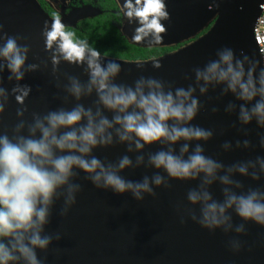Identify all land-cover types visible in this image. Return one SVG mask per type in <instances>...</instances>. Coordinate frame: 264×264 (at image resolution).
<instances>
[{
  "label": "clouds",
  "instance_id": "1",
  "mask_svg": "<svg viewBox=\"0 0 264 264\" xmlns=\"http://www.w3.org/2000/svg\"><path fill=\"white\" fill-rule=\"evenodd\" d=\"M122 7L128 22L138 24L133 42L162 41V34L167 33L163 21L171 18L165 0H125ZM41 34L45 51L50 53L56 87L66 93L64 103L69 102V97L76 103L71 108L59 107L43 114L33 112L30 120L24 118L28 111L25 102L32 88L20 82L41 65L27 64L31 48L19 42L26 38L9 35L0 24V74L7 69L8 81L16 82L9 93L0 76V125L10 95L21 105L12 135L6 130L0 133V264H44L37 250L47 252L54 240L62 238L59 232L45 234L52 209L62 200L60 215H67L82 191L81 184L74 182L80 172L96 189L111 190L118 195L130 193L138 202L146 195L156 197V188H171L170 181H198V186L187 192L192 207H185L184 214L209 232L217 229L226 235L234 232L236 236L229 239L228 246L232 252H240L243 242L238 237L247 234L245 223L264 227V190L249 187L245 191V185L234 177L261 180L264 157L226 166L206 156L200 143L210 141L213 130L192 122L204 108L197 91L204 96L220 88L221 96L231 94L240 102L239 105L229 102L224 109L226 113H237L241 126L255 121L264 129L261 61L243 50L237 57L232 48L223 47L216 51L215 59L192 69L194 81L186 88L151 76H140L133 85L117 84L121 65L114 61L105 64L101 52L66 30L59 16L54 17L50 27L45 22ZM62 62L82 66L87 81L61 73ZM42 63L46 69L47 62ZM142 66L137 63L138 68ZM153 67L159 69L162 65L156 61ZM62 76L67 83L61 82ZM185 79L192 80V76L186 75ZM93 94L96 100L92 106L80 103ZM106 111L112 113L111 119L105 115ZM217 111L212 108L213 113ZM241 131L248 135L246 128ZM117 143L126 145L128 153L140 154L135 161L123 155L115 163L93 155L95 149ZM193 143L195 147L191 148ZM157 144L161 145L160 150L144 153L146 146ZM177 144H180L178 153L174 147ZM259 145L264 148V135L260 136ZM221 147L225 152L233 150L231 142ZM253 147L248 139L235 142L236 149ZM142 166L157 171L139 181L121 175L126 169ZM217 182L223 186V201L214 199L209 190ZM231 213L244 223L234 224ZM184 222L182 216L181 223Z\"/></svg>",
  "mask_w": 264,
  "mask_h": 264
},
{
  "label": "water",
  "instance_id": "2",
  "mask_svg": "<svg viewBox=\"0 0 264 264\" xmlns=\"http://www.w3.org/2000/svg\"><path fill=\"white\" fill-rule=\"evenodd\" d=\"M114 1L121 15L119 33L127 43L138 48H170L180 45L157 58L142 61L104 57L105 64L114 61L121 65L122 71L115 81L117 84L133 85L140 76H151L172 83L175 87L186 88L194 81L192 69L203 67L210 59H215L216 51L223 47L232 48L237 57L243 50L250 57L260 60L251 30L262 0H165L171 17L163 21L167 33L162 34L161 42L152 44L132 41L138 24H130L124 17L122 5L125 0ZM84 17L87 14L80 10L61 21L66 27H72L75 21ZM45 22L50 27L53 20L41 11L35 0H0V24L4 31L9 35L25 37L19 42L27 43L31 48L26 63L41 65L37 71L27 73L20 82L32 88L25 102L28 111L24 118L27 120L31 119L33 112L43 114L59 107L71 108L76 103L71 97L67 104L64 103L66 93L56 87L50 53L45 51V41L41 34ZM156 61L162 65L159 69L153 67ZM42 62H47L46 69ZM137 63H142V68H138ZM59 71L78 76L82 81L88 79L82 66L62 62ZM9 75L7 69L0 74L3 86L10 93L16 82H9ZM186 75L192 76V80H186ZM61 82L67 83L63 76ZM196 95L204 108L192 123L214 132L210 141L200 142L206 156L226 166L257 156L264 157V148L259 145L264 129L259 128L255 121L248 126H241L237 113L228 114L224 111L229 102L239 105L240 102L234 96H221L220 88L210 90L204 96L197 91ZM95 100L93 94L83 98L80 103L89 107ZM20 107L14 96L10 95L2 116L0 133L6 130L12 135L11 129L18 122L16 112ZM212 108L218 111L213 113ZM105 115L109 119L112 117V113L107 111ZM242 127L246 128L247 136L241 131ZM245 139L250 140L254 147L236 149L235 142H243ZM225 142L232 143V151L223 150L221 146ZM174 147L178 153L180 144ZM194 147L195 143L191 145V148ZM160 148L159 144L146 146L144 153L155 152ZM138 154L128 153L127 146L118 143L108 148H97L93 152L102 161L113 163L123 155H129L135 161ZM156 171L142 166L126 169L121 175L128 180L139 181L144 175L151 176ZM161 174L166 176L162 170ZM234 178L245 185V191L249 187L264 190V177L259 181L239 175ZM74 182L82 186L76 203L66 216H61L63 201H57L52 209L51 222L45 228V234L59 232L62 238L54 240L47 252L37 250L38 258L44 264H264V227L253 222L245 223L247 234L238 237L243 247L240 252L234 253L228 246L229 239L236 236L234 232L227 235L219 229L209 232L184 214L185 207H192L187 201V192L196 188L198 181H170L171 188H156V197L146 195L140 202L134 200L130 193L118 195L111 190L96 189L85 179L83 172ZM222 187L217 182L209 189L218 201H223ZM231 214L234 224L244 223L235 213ZM182 216L184 223H181Z\"/></svg>",
  "mask_w": 264,
  "mask_h": 264
},
{
  "label": "trees",
  "instance_id": "3",
  "mask_svg": "<svg viewBox=\"0 0 264 264\" xmlns=\"http://www.w3.org/2000/svg\"><path fill=\"white\" fill-rule=\"evenodd\" d=\"M96 20L80 22L77 24L78 29L70 31L75 33L77 39L86 40L90 46L96 48L106 58L124 61H142L157 58L180 46L177 45L170 48H138L127 43L119 34L118 26L120 18L118 15L111 16L107 20L108 22H98Z\"/></svg>",
  "mask_w": 264,
  "mask_h": 264
},
{
  "label": "flooded vegetation",
  "instance_id": "4",
  "mask_svg": "<svg viewBox=\"0 0 264 264\" xmlns=\"http://www.w3.org/2000/svg\"><path fill=\"white\" fill-rule=\"evenodd\" d=\"M41 11L51 20L59 16L60 19L77 11H84L87 17L74 22L72 27H66L70 31L78 29L77 24L86 20L97 19L96 21L108 22L113 15H118L121 24V15L114 0H35ZM118 26V31L119 27ZM120 34V33H119Z\"/></svg>",
  "mask_w": 264,
  "mask_h": 264
},
{
  "label": "built area",
  "instance_id": "5",
  "mask_svg": "<svg viewBox=\"0 0 264 264\" xmlns=\"http://www.w3.org/2000/svg\"><path fill=\"white\" fill-rule=\"evenodd\" d=\"M258 10L259 13L253 23L251 36L260 57L261 66L264 67V0L259 4Z\"/></svg>",
  "mask_w": 264,
  "mask_h": 264
}]
</instances>
